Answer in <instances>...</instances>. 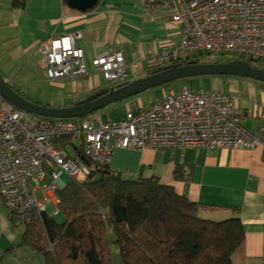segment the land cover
Wrapping results in <instances>:
<instances>
[{"label": "crops", "instance_id": "crops-1", "mask_svg": "<svg viewBox=\"0 0 264 264\" xmlns=\"http://www.w3.org/2000/svg\"><path fill=\"white\" fill-rule=\"evenodd\" d=\"M12 6L8 18L0 15V76L21 96L53 108H69L109 88L108 82L92 65L95 58L122 52L127 74L118 84L134 81L146 77L151 71L146 58L173 46L180 36V24L171 19L176 8H181L174 0L165 3L99 0L86 12L70 8L64 0H26L25 6L20 8L14 6L13 0ZM78 33L81 37L76 39L75 44L85 52L88 76L57 81L47 79L39 45L56 37ZM36 55L37 69L34 70ZM36 73L37 79H34ZM221 79H190V86L182 82L172 86L176 89L188 86L235 96L239 113L247 115L244 127L257 134L264 125L263 82L237 76ZM33 82L42 85L39 91L37 85V93L29 87ZM170 88L160 91V99ZM142 108L140 99L130 98L106 107L94 117L99 121L121 120L127 112ZM69 142L70 145H64L78 152L79 148L75 147L81 146L82 141L79 146L73 138ZM110 169L126 178H157L173 186L178 194L199 204V215L204 219L224 221L240 217L246 242L242 251L234 257V264H263V146L254 150H206L197 147L162 151L150 148L142 151L117 149ZM177 169L181 172V179L175 178ZM27 225L14 218L0 199V264H46L45 257L23 241Z\"/></svg>", "mask_w": 264, "mask_h": 264}, {"label": "built area", "instance_id": "built-area-1", "mask_svg": "<svg viewBox=\"0 0 264 264\" xmlns=\"http://www.w3.org/2000/svg\"><path fill=\"white\" fill-rule=\"evenodd\" d=\"M174 2L181 6L171 15L180 24L179 39L173 46L146 58L150 70L197 59L264 60V0ZM80 37L79 33L63 35L39 45L47 79L88 76L85 52L75 44ZM92 65L108 83L122 80L127 74L122 52L97 57ZM235 99L227 93L171 87L150 107L129 111L121 120L99 121L94 116H38L0 95V199L14 218L26 224L45 212L58 214V191L66 186L63 175L84 182L91 174L89 165L78 158L79 151L70 155L66 149L58 150L54 141L59 138L80 139L82 145L74 147L83 148L89 161L103 167H110L117 149L264 147V125L257 134L249 132L243 125L247 115L239 113ZM39 192L42 199H38Z\"/></svg>", "mask_w": 264, "mask_h": 264}, {"label": "trees", "instance_id": "trees-1", "mask_svg": "<svg viewBox=\"0 0 264 264\" xmlns=\"http://www.w3.org/2000/svg\"><path fill=\"white\" fill-rule=\"evenodd\" d=\"M25 2L14 0V6L24 7ZM239 60L263 69L258 66L261 60ZM204 62L209 61L188 60L183 65ZM166 68L151 70L147 76ZM70 138L54 142L66 144ZM78 151L91 174L84 182L70 180L59 190L58 214L45 212L34 218L23 236L26 245L45 257L46 264H112L109 231L123 264H234L246 242L240 217L204 219L199 204L178 194L173 186L157 178H126L89 161L83 148ZM179 173L177 169L175 178L181 179Z\"/></svg>", "mask_w": 264, "mask_h": 264}, {"label": "water", "instance_id": "water-1", "mask_svg": "<svg viewBox=\"0 0 264 264\" xmlns=\"http://www.w3.org/2000/svg\"><path fill=\"white\" fill-rule=\"evenodd\" d=\"M64 1L70 8L79 12H86L95 7L99 0ZM204 76H237L264 83V69L256 68L247 61L232 59L223 62L176 64L149 76L116 84L102 92L80 100L69 108H53L33 102L17 93L1 76L0 95L14 106L38 116L74 119L90 116L110 105L142 95L151 89L175 81Z\"/></svg>", "mask_w": 264, "mask_h": 264}, {"label": "rangeland", "instance_id": "rangeland-1", "mask_svg": "<svg viewBox=\"0 0 264 264\" xmlns=\"http://www.w3.org/2000/svg\"><path fill=\"white\" fill-rule=\"evenodd\" d=\"M12 2L13 0H0V5H1V9H0V15H4L5 18H8L9 17V14L12 13H9L10 10H12L11 8L13 7L12 6ZM6 24V23H4ZM3 24V25H4ZM33 64H34V70L37 69V55L35 56V59L33 61ZM45 64V62H44ZM258 66L259 67H262L264 69V60H261L259 63H258ZM45 71V70H44ZM142 77H145V76H142ZM233 78L234 76H225V77H220V76H205V77H194V78H191L192 80H195V81H199V80H205L206 78H216V79H220L222 78L221 80H226L227 78ZM34 79H37V73H36V77H33ZM23 81V80H22ZM120 82L119 81H116V82H109L108 83V87H112L116 84H118ZM190 82H193V81H190ZM182 83H185L186 85L188 84L190 86V83L189 81H184ZM12 86H13V83H10ZM37 85H38V91L41 88L42 85L40 84H37V82H33V83H30V89H32L34 91V93H37ZM23 87H26V84H23L22 85ZM173 87V86H172ZM177 87H175L176 89ZM24 89V88H23ZM163 87H157V88H154V89H151L145 93H143L142 95H138V96H135V97H132L131 99L132 100H135V99H140L142 101V105L144 106V108L146 107H150L154 102H156L157 100L160 99V91H162ZM120 104H117L116 106H120ZM103 110H100L98 112H95L94 114L90 115V116H96V115H99L101 114ZM73 141L76 142V144H78V146L81 144V140L80 139H76V138H73ZM56 147L58 148V150H63V149H66L68 148L69 146L68 145H61L59 143H56ZM68 153L70 155H73L75 154V151L72 147H69L68 148ZM63 180H65L67 183L71 180L70 177L66 176V175H63L62 177ZM42 194L41 192L38 193V199H42ZM48 210L50 212H52L53 208L52 206H48ZM109 240H110V250H111V258H112V264H123V261H122V256L120 254V251H119V247H118V244L115 243V236L114 234L109 231Z\"/></svg>", "mask_w": 264, "mask_h": 264}]
</instances>
